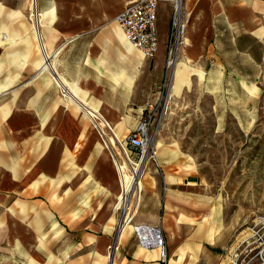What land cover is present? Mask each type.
<instances>
[{
    "label": "crops",
    "instance_id": "0c3cea01",
    "mask_svg": "<svg viewBox=\"0 0 264 264\" xmlns=\"http://www.w3.org/2000/svg\"><path fill=\"white\" fill-rule=\"evenodd\" d=\"M34 1L0 0V15L10 18H0V264H228L245 229L230 237L214 217L200 223L209 213L195 204L204 189L185 163L166 175L158 155L159 168L144 169L134 210L113 208L118 171L89 121L101 115L118 137L136 125L165 71L171 2L157 4L158 48L145 57L114 20L130 0H39L40 39L22 18ZM182 12L172 95L190 71L206 70L223 87L256 96L264 0H182ZM119 169L127 190L132 171ZM139 224L160 227L165 258L138 244Z\"/></svg>",
    "mask_w": 264,
    "mask_h": 264
},
{
    "label": "rangeland",
    "instance_id": "374dc122",
    "mask_svg": "<svg viewBox=\"0 0 264 264\" xmlns=\"http://www.w3.org/2000/svg\"><path fill=\"white\" fill-rule=\"evenodd\" d=\"M35 2L38 6L39 0ZM29 11L27 4L22 18L27 30L33 32ZM0 18L10 19L5 9ZM208 74L206 70L201 76L190 71L179 93L169 96L171 76L164 71L153 95L145 97L143 107L153 104L155 110L152 131L155 141L160 142L156 143L157 153L165 174L181 173V164H187L204 189L197 194L195 204L209 211L200 223L214 217L218 228L230 231L231 237L256 215L264 214V90L258 80L251 81L259 87V93L250 96L232 79L231 85L236 88H225L221 78L216 82ZM161 142L168 150L160 151ZM174 144L176 155L171 151ZM120 163L132 169L125 158ZM148 166H153L150 160L145 161V171ZM156 175L160 178L159 173ZM132 192L129 210L135 204Z\"/></svg>",
    "mask_w": 264,
    "mask_h": 264
},
{
    "label": "built area",
    "instance_id": "2783aa9c",
    "mask_svg": "<svg viewBox=\"0 0 264 264\" xmlns=\"http://www.w3.org/2000/svg\"><path fill=\"white\" fill-rule=\"evenodd\" d=\"M160 1H169L172 4L170 26L166 42L165 73L170 74L173 66L180 60V50L184 44L185 20L182 12V0H130L124 8L114 17L115 22L120 27L125 39L139 50L145 57H152L158 48V35L156 29V9ZM30 19L33 22V29L39 35V11L36 2L30 6ZM32 17V18H31ZM42 66L49 67L50 60H43ZM258 82L264 90V52H262L261 69ZM61 95L65 90L61 91ZM155 110L153 104L146 105L144 112L140 115L136 125L124 137H118L107 120L101 115L89 113V121L96 128L102 141L106 144L111 158L119 169L121 158H125L132 163V169L139 164L137 178L141 182L144 173L146 160L154 162L157 168L158 153L157 145L152 131ZM122 156V157H121ZM133 159H136L134 161ZM129 170V171H132ZM118 171V170H117ZM133 189L135 204L131 210L128 197ZM127 194L121 191L117 200L116 210L125 216L134 210L140 194L139 188L133 187ZM121 197L123 200L121 202ZM126 199V201H124ZM123 201L127 204V209L122 210ZM122 203V204H121ZM141 231L136 233L137 242L140 246L160 249L161 258L166 256L165 239L162 230L158 226L140 224ZM147 229V231L144 230ZM245 232L233 247L228 250V264H264V214L256 215L251 222L245 226Z\"/></svg>",
    "mask_w": 264,
    "mask_h": 264
},
{
    "label": "bare ground",
    "instance_id": "6f19581e",
    "mask_svg": "<svg viewBox=\"0 0 264 264\" xmlns=\"http://www.w3.org/2000/svg\"><path fill=\"white\" fill-rule=\"evenodd\" d=\"M45 60H47V58H46ZM177 63H178V62H177ZM177 63L173 66V69H172V71H171V73H170V76H171V82H170L169 93H168L169 96L172 95V93H171V85H172V79H173V76H175V74H176V73L174 74V72H175V68H176ZM45 67H47V66H45ZM48 68H49V67H48ZM64 94H65V95H68V94H67V91H65ZM157 132H158V131H157ZM156 138H157V137H156ZM156 138H155V139H156ZM156 141H157V140H156ZM159 143H160V142L157 141V144H159ZM157 144H156V145H157ZM116 168H117V167H116ZM119 168H120V166H119ZM138 169H139V164L137 163L136 166H134L133 169H132V178L130 179V182H129V188H128L127 190H124V189H123V192H124V193L127 194V193H128L133 187L138 188V186L140 185V182H139V180H138V178H137V172H138ZM117 170H118V178H119V182L122 183V182H121V171H120V169H118V168H117ZM122 185H123V183H122ZM117 197H118V196H117ZM122 200H123V197H121V202H122ZM124 201H126V199H125ZM124 201H123V204L121 203V204H122V210H125V211H126V209H127L128 207H127L126 202H124ZM118 204H120V203L116 202L115 204H113V208L115 209V208H116V205H118ZM123 224H125V222H122V223L120 224V227H119V228H120L121 230L124 228V225H123ZM126 224H128V223H126ZM120 229H119V230H120ZM141 229H142V228L140 227V224L135 226V231H136V233H137L138 231H141ZM121 230H120V231H121ZM144 230L147 231V229H145V228H144ZM158 249H159V248H158ZM159 251H160V249H159Z\"/></svg>",
    "mask_w": 264,
    "mask_h": 264
}]
</instances>
